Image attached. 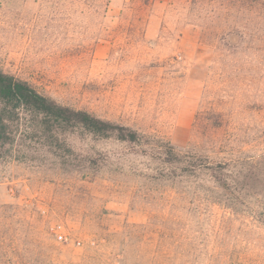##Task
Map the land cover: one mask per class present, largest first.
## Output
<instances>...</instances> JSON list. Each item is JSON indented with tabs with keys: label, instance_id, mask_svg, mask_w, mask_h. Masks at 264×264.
<instances>
[{
	"label": "rangeland",
	"instance_id": "obj_1",
	"mask_svg": "<svg viewBox=\"0 0 264 264\" xmlns=\"http://www.w3.org/2000/svg\"><path fill=\"white\" fill-rule=\"evenodd\" d=\"M232 2L0 0L1 70L138 136L73 126L53 141L25 114L10 123L0 141V264L264 259L254 232L211 230L222 213L194 195L202 179L173 181V147L264 153V42Z\"/></svg>",
	"mask_w": 264,
	"mask_h": 264
},
{
	"label": "trees",
	"instance_id": "obj_2",
	"mask_svg": "<svg viewBox=\"0 0 264 264\" xmlns=\"http://www.w3.org/2000/svg\"><path fill=\"white\" fill-rule=\"evenodd\" d=\"M227 7L234 6L226 0ZM240 6L253 16V31L258 44L264 42V0H240ZM245 14V13H244ZM28 122L48 132L57 140L55 130L78 126L100 136L114 135L124 141H137V132L126 126L100 118L82 108L61 104L45 95L26 79L0 69V141L9 124L19 122L22 115ZM214 154L215 152H209ZM197 154L173 147V181L194 177V195L211 209L218 208L221 216L212 227L215 234L230 231L235 225L244 234L256 236L251 243L264 247V153L258 156L215 153ZM215 247H218L215 246ZM259 248V247H258ZM247 257V258H246ZM161 257L157 264H263L253 256L229 257V262L210 254L207 257Z\"/></svg>",
	"mask_w": 264,
	"mask_h": 264
},
{
	"label": "built area",
	"instance_id": "obj_3",
	"mask_svg": "<svg viewBox=\"0 0 264 264\" xmlns=\"http://www.w3.org/2000/svg\"><path fill=\"white\" fill-rule=\"evenodd\" d=\"M56 236H57L58 240L66 239V236L61 232H57Z\"/></svg>",
	"mask_w": 264,
	"mask_h": 264
}]
</instances>
